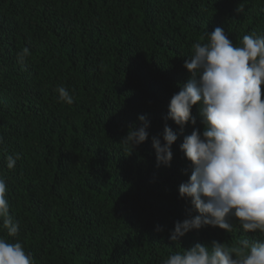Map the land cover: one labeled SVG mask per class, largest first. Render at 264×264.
Instances as JSON below:
<instances>
[{
	"label": "trees",
	"instance_id": "16d2710c",
	"mask_svg": "<svg viewBox=\"0 0 264 264\" xmlns=\"http://www.w3.org/2000/svg\"><path fill=\"white\" fill-rule=\"evenodd\" d=\"M216 27L235 46L264 35V0H0V178L20 226L8 237L0 221V237L34 264H163L197 242L264 239L235 218L231 232L204 226L169 239L174 222L197 214L178 194L190 174L179 145L203 128L197 106L170 166L157 164L151 137L165 123L179 131L169 100L193 45ZM61 86L73 104L59 100ZM141 114L149 139L127 154L120 141Z\"/></svg>",
	"mask_w": 264,
	"mask_h": 264
},
{
	"label": "clouds",
	"instance_id": "9594fccd",
	"mask_svg": "<svg viewBox=\"0 0 264 264\" xmlns=\"http://www.w3.org/2000/svg\"><path fill=\"white\" fill-rule=\"evenodd\" d=\"M207 35L208 42L195 43L185 59L183 66L189 76L167 106L166 119L179 131L165 123L162 132L151 137L157 164L170 166L172 145L186 125L196 124L192 109L197 106L203 128L194 127L179 145L190 162L183 171L190 174L178 186L179 196L197 214L174 222L169 236L172 242L204 226L231 232L233 218L245 232L259 231L264 236V35H245L241 46H235L221 27ZM27 55L25 47L18 53L19 61ZM57 91L59 100L73 104L74 97L65 87ZM137 119L139 126H130L120 141L130 149L127 154L149 139L150 121L144 114ZM5 159L7 169H13L19 154ZM6 191L7 184L0 178V221L8 237H16L20 226L10 213ZM0 264L34 261L19 241L11 243L0 237ZM163 264H264V239H241L232 248L216 240L197 242L171 254Z\"/></svg>",
	"mask_w": 264,
	"mask_h": 264
}]
</instances>
